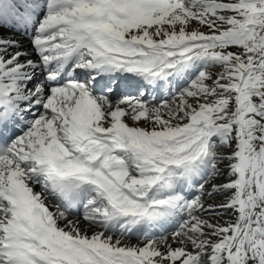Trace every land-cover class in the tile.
<instances>
[{"label": "snow or ice", "instance_id": "snow-or-ice-1", "mask_svg": "<svg viewBox=\"0 0 264 264\" xmlns=\"http://www.w3.org/2000/svg\"><path fill=\"white\" fill-rule=\"evenodd\" d=\"M0 264H264V0H0Z\"/></svg>", "mask_w": 264, "mask_h": 264}, {"label": "bare ground", "instance_id": "bare-ground-1", "mask_svg": "<svg viewBox=\"0 0 264 264\" xmlns=\"http://www.w3.org/2000/svg\"><path fill=\"white\" fill-rule=\"evenodd\" d=\"M219 199V198H218Z\"/></svg>", "mask_w": 264, "mask_h": 264}]
</instances>
